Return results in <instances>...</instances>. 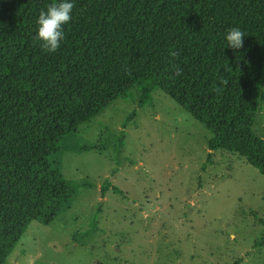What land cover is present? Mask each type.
Listing matches in <instances>:
<instances>
[{
	"label": "trees",
	"instance_id": "16d2710c",
	"mask_svg": "<svg viewBox=\"0 0 264 264\" xmlns=\"http://www.w3.org/2000/svg\"><path fill=\"white\" fill-rule=\"evenodd\" d=\"M263 70L264 0H0V264L78 190L52 157L95 150L119 170L124 124L91 144L71 135L130 91L141 107L160 89L202 123L207 162L233 152L264 176Z\"/></svg>",
	"mask_w": 264,
	"mask_h": 264
},
{
	"label": "rangeland",
	"instance_id": "374dc122",
	"mask_svg": "<svg viewBox=\"0 0 264 264\" xmlns=\"http://www.w3.org/2000/svg\"><path fill=\"white\" fill-rule=\"evenodd\" d=\"M252 130L264 140V70ZM124 128L125 160L111 175L95 150L52 157L78 183L49 224L30 221L4 264H264V176L160 89L143 106L119 97L72 134L86 145ZM110 187L102 195L105 178ZM116 186L120 192H113Z\"/></svg>",
	"mask_w": 264,
	"mask_h": 264
}]
</instances>
